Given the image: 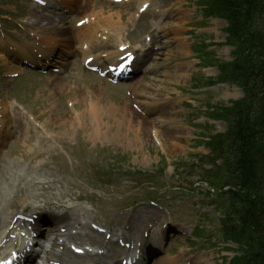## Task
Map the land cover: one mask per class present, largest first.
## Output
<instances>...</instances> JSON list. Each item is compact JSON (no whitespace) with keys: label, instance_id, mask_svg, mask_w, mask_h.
Listing matches in <instances>:
<instances>
[{"label":"rangeland","instance_id":"1","mask_svg":"<svg viewBox=\"0 0 264 264\" xmlns=\"http://www.w3.org/2000/svg\"><path fill=\"white\" fill-rule=\"evenodd\" d=\"M64 1L66 8H72V13L67 15L69 20L62 23L60 28L67 29L66 38L71 41L70 44L75 34V23L89 11L104 9L110 11L109 16L121 13L122 21L129 16L124 39L135 46L143 47L145 43L142 40L152 30L151 15L142 17L137 24H128L129 18L132 22L131 16L138 9L135 0L124 7L89 0V3H85V7L88 6L86 9L75 6L74 0ZM155 1L160 6L165 5L164 15L155 18L162 20V32L151 34L156 55L154 53L152 58L151 71L144 79L136 82V95H139L136 99L137 108L128 95L129 87H108L104 81L88 74L77 59L59 80L54 75L41 78L34 74L40 79L27 75L17 83L16 90L13 88L11 98L17 97L19 101H23L28 112H34L47 123L49 130L58 139L48 143V140L43 141L40 137L33 143L34 146L24 144L21 138L17 139V145L8 149L7 158L26 169L30 168L33 175L41 174L56 180L59 187L55 191L56 197L60 194L66 198L67 203L74 204V210L79 213L86 211L83 208L85 206L87 214L107 228L112 225L117 227L121 219L126 222L127 228L131 216L136 215L140 209H152L146 210L145 214L154 211V218L162 215L155 222L153 217L147 220L150 225L146 228V234L162 227L163 223L164 227L184 224L192 230L198 222L202 224L204 220L198 232L203 236L202 241L193 238L194 235L189 238L175 236L162 259H176V263L183 264L185 261H181L179 253L190 250L196 258L200 254L208 255V262L203 260L197 264H230L233 254L230 251L219 253L216 249L226 246L222 241L218 221L222 214L221 201H218V212L217 206H214L210 214L206 207L199 205V201L203 200H196L191 192L195 182L203 181L201 173L197 171L195 176L193 173L192 177L184 178L183 182L177 173L182 171V165L185 164L188 165L187 171L190 174L197 159L195 155L208 154L203 145L204 139L226 129V123L207 119V107H227L231 101L242 98L241 90L233 84L226 83L224 86L221 83L212 88L208 84L211 81L222 82L219 81L217 65L228 62L233 49L225 44L227 36L223 31L225 26H221L222 22L203 19L200 8L195 5L196 0ZM2 2L5 5L6 2H11L10 6L16 10L13 16H20L18 12L23 6L19 2ZM28 13L33 15L31 11H27L22 17H27ZM39 24L40 22L32 30L36 31L35 28L41 26ZM53 31L55 29L49 27L40 28L36 32L43 38L55 36L66 41ZM184 36L188 38L186 41L182 39ZM201 43L208 45L205 52L211 53L206 56V64L202 62L199 66L187 67V61L195 62V57H199L195 47ZM188 56L193 58L184 60ZM195 78L199 79V90L192 87ZM102 83L106 86L103 87ZM19 93L22 98L17 96ZM143 96L157 100L170 97L173 100L166 105H159L152 113H145L141 108L145 100ZM68 101L74 102L80 109L79 117H75L74 112L68 109ZM100 110L101 115H98ZM134 113L147 121V125L136 128ZM93 116H97L96 121L91 120ZM201 121L204 123L200 124ZM162 130L171 131L174 135L164 137L160 133ZM39 133L42 134L37 132ZM7 148L6 146L4 149ZM38 155L41 157L29 166L27 160L31 161ZM183 190H186L185 194ZM172 199L173 202H168ZM152 200L168 206L170 213L147 203ZM203 215H208V218H203ZM158 222H161L160 226L151 225ZM229 247L237 249L232 244Z\"/></svg>","mask_w":264,"mask_h":264},{"label":"trees","instance_id":"2","mask_svg":"<svg viewBox=\"0 0 264 264\" xmlns=\"http://www.w3.org/2000/svg\"><path fill=\"white\" fill-rule=\"evenodd\" d=\"M206 12L224 19L234 61L222 64L223 80L245 91L244 100L213 116L228 120L225 136H214L215 152L228 164L218 174L226 230L246 246L237 264H264V0H208Z\"/></svg>","mask_w":264,"mask_h":264},{"label":"bare ground","instance_id":"3","mask_svg":"<svg viewBox=\"0 0 264 264\" xmlns=\"http://www.w3.org/2000/svg\"><path fill=\"white\" fill-rule=\"evenodd\" d=\"M69 1H71V0H69ZM147 2L148 3H150V0H146V1H143L142 2V6L144 5V4H147ZM85 3L87 4V3H89V0H85V2H82V0H74V4H75V6H77V7H79V8H81V7H83V8H87L88 6H86L85 7ZM155 7H154V4H152V3H150V5L148 6V11L150 12V13H152V12H154L155 11V9H154ZM36 13H37V11H35ZM89 12H91V11H89ZM54 14V13H53ZM91 14H94V13H92L91 12ZM98 15V20H99V23L101 24H99V23H93V22H90L89 23V25L90 26H92V27H97V28H104L105 27V29L107 30V31H110V30H113L115 33H118V32H120L121 30H122V27H121V14H117L116 15V17H117V19H118V21H113L112 20V18H113V16L114 15H110V17L108 18V17H105L102 13H100V14H97ZM56 15H54L53 16V19H48L47 21H48V23H47V25L45 26V28H49V27H51V29H55V32L54 33H57L59 36H60V38H65L66 39V41L65 40H61L62 42H64V43H66L67 45L69 44V41L67 40V35H68V33L66 32L67 31V29H62V28H60V25L62 24V23H64L65 21H68V19L67 18H65V19H63V18H60V20H56ZM43 21L41 20L40 21V24L42 23ZM84 31H86L87 30V27H85V29H83ZM119 34V33H118ZM87 35H91V33L90 32H87ZM110 35V34H109ZM45 39H46V41H48V43L49 44H51V42H53L54 43V46L55 45H59V42H61L60 41V39H59V37H55V36H48V37H45ZM119 39H116V42L118 41ZM64 46V45H63ZM155 48H153V50H154ZM118 50V49H117ZM131 50H133V49H131ZM153 53V52H152ZM151 53V55L153 56V54ZM112 56V59H117L119 56H120V54L119 53H114L113 55L112 54H109V56ZM14 71H11L10 73H13ZM59 80V79H58ZM54 83V82H53ZM55 84H58V83H55ZM59 84H60V82H59ZM102 86L103 87H105V85L104 84H102ZM60 88V87H59ZM135 88V87H134ZM61 89V88H60ZM55 91H56V89H54ZM79 94H80V92H79ZM153 100V101H152ZM151 101H152V103H154V104H158L160 101L159 100H157V99H152ZM165 103H167L168 101L166 100V99H164L163 100ZM3 109H5L6 110V113L9 115V108H8V106L7 105H4L3 106ZM132 112V111H131ZM54 113V112H53ZM168 113V112H167ZM133 118H134V120H135V127L136 128H139L140 129V127L141 126H144V124H146L147 125V121H145L143 118H141L140 116H138L137 114H133ZM54 118H55V116H54ZM173 118H175L174 116H173ZM8 120V119H7ZM13 120V119H12ZM5 122V120H1L0 121V123H4ZM75 124H76V121H75ZM98 129H99V127L98 126H96ZM141 129H143V127L141 128ZM99 130H96V132L97 133H99L98 132ZM157 133H158V131H156ZM160 133H163V136L164 137H171L170 135H172L173 133L171 132V131H168V130H162V131H160ZM11 135H13L14 136V134H12V133H10L9 134V136H11ZM174 135V134H173ZM54 138V137H53ZM0 151H1V149H0ZM13 164V163H12ZM2 176L4 175V173H2L1 174ZM29 176H27L26 177V180H27V178H28ZM4 178H6V175L4 176ZM21 178V177H20ZM37 195H38V193L36 192V191H26V193H25V197L27 198V199H32V198H35V197H37ZM3 196L0 194V198H2ZM65 202H66V198H64L63 196H61L60 194H59V196L58 197H56L55 198V201H54V204L55 205H61L62 207H65V208H67L66 206H65ZM68 210H70V209H68ZM13 212H14V210H12ZM10 213V215H0V248L1 247H6V242L7 241H11L12 240V238H11V236H12V234L14 233V232H17V231H19V228L17 227V226H14V225H12V227H10V226H7L6 224H9L10 223V221H11V224H12V221H14V217H15V215H14V213ZM158 213H160L159 211H157ZM153 215H154V213H153V211L151 212V214L150 213H147V214H145V215H140V212L138 213V215H134L132 218H131V220H130V222H129V224H128V228H125V234H127V235H131L132 237H134V238H136L138 241H142L143 240V238H144V232L143 231H147L148 229H146L150 224H149V222H148V225L146 224L147 223V221L146 220H148V219H150V218H152L153 217ZM160 216H162V215H160ZM5 222H6V224H5ZM153 224V223H152ZM154 226H157V224H153ZM121 233L123 232V231H120ZM99 232H97V231H94L93 232V234L91 235V236H89V235H86V237H84V238H87V239H89L90 240V242H92V239L94 238V239H98V240H100L101 238L99 237ZM122 234H124V233H122ZM53 235V233L51 232L49 235H47V237L49 236V237H51ZM42 240H43V243H44V246L47 248V247H49L50 246V244H45V240H44V238H42ZM86 242H88V241H86ZM162 243V242H161ZM17 249H19V246L17 245V244H12V245H10L9 247H8V250H9V252H12V251H14V250H17ZM114 250H112L111 251V253H110V256H107V257H102L101 259H104V261L105 262H108V263H111V262H109V261H112V263H113V261H114V259H113V255H114ZM0 255H1V251H0ZM52 255H53V252L51 251V250H45L44 252H43V254H42V256H41V258H44L45 259V257H46V260H45V263L44 264H50V262L51 261H57L56 259H55V255L52 257ZM203 257H206V255H203V256H201V257H199L198 259H202L203 260ZM97 259V258H96ZM205 259H207V257L205 258ZM176 260V259H175ZM175 260L174 259H170V258H168L167 260H159V261H157L156 262V264H174V262H175ZM80 261H81V259L80 258H78V257H74V256H71V260H69V261H67V258L64 256V258L62 259V261L61 262H63V263H66V264H79L80 263ZM196 262H200L199 260L198 261H196Z\"/></svg>","mask_w":264,"mask_h":264}]
</instances>
